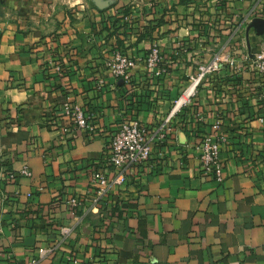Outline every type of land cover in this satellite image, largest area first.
Instances as JSON below:
<instances>
[{
	"label": "crops",
	"instance_id": "crops-1",
	"mask_svg": "<svg viewBox=\"0 0 264 264\" xmlns=\"http://www.w3.org/2000/svg\"><path fill=\"white\" fill-rule=\"evenodd\" d=\"M255 6L264 0H0V264H264V80L248 71L203 83L154 144L149 172L106 193L92 177L113 178L106 148L122 122L159 130L212 47L258 48L246 25ZM126 9L118 47L109 34ZM117 53L134 62L126 77L110 69ZM65 102L83 107L92 134ZM214 121L227 137L221 182L196 151Z\"/></svg>",
	"mask_w": 264,
	"mask_h": 264
},
{
	"label": "built area",
	"instance_id": "built-area-1",
	"mask_svg": "<svg viewBox=\"0 0 264 264\" xmlns=\"http://www.w3.org/2000/svg\"><path fill=\"white\" fill-rule=\"evenodd\" d=\"M216 2H224L225 0H215ZM258 0H256L257 2ZM250 19V20H249ZM246 25L251 24L253 19L264 21V10L255 6L251 10ZM245 22L243 23V25ZM263 40L259 43L258 48L251 50L245 39L239 41L240 45L233 48L232 45H226L222 50L213 53L210 60L197 64L194 72L188 77L187 84L180 95L174 100L172 108L156 133H148L145 128L136 120H128L122 122L109 143L107 144L108 163L114 173L110 179L105 172H96L93 174V181L100 186V192L106 193L110 187H122L128 180L143 171L149 172V162L153 152L154 144L157 141H164L168 135L169 125L171 121L183 113L186 109L195 105L200 89L203 83L220 72L225 67H232L237 71H248L256 78L264 80V34ZM160 62L159 49L154 47L147 60V66L153 68L158 66ZM134 66L131 58L117 53L110 69L116 77H126L127 72ZM163 71V70H162ZM64 115L71 118L76 127L83 131L84 134H92L94 128L89 122L87 112L82 106L71 102L63 104ZM263 122L264 120L261 119ZM227 143V137L218 121H214L210 132L204 134L196 141V151L199 155V166L202 172L213 177L216 181L223 180L224 165L220 161V154L223 146ZM26 177H31L32 173L28 169L20 172ZM10 181L15 180L16 174L7 172ZM69 206L76 210L82 205L77 198H71L68 201ZM0 227V232H2ZM71 229L63 228L61 235L66 237L70 234ZM56 250V246L44 250L41 256H47ZM33 263H36L35 261Z\"/></svg>",
	"mask_w": 264,
	"mask_h": 264
},
{
	"label": "trees",
	"instance_id": "trees-1",
	"mask_svg": "<svg viewBox=\"0 0 264 264\" xmlns=\"http://www.w3.org/2000/svg\"><path fill=\"white\" fill-rule=\"evenodd\" d=\"M122 17H119V18H117L116 17V19H114L113 20V26H114V30L112 31V32H110V34H109V36H111V37H116L117 38V40H118V43H117V45H118V47H120L121 46V43H120V41H119V35H122V32H121V34H120V28H126V24L127 23H125L124 25H122L121 24V26L120 25H118L119 23H121V21L122 20H124V18L125 17H127V16H130V13H129V11L126 9V10H123V12H122ZM104 23V22H103ZM123 33H125V32H123ZM141 38H139V40H140ZM122 53H124L123 51H121ZM124 55H125V53H124Z\"/></svg>",
	"mask_w": 264,
	"mask_h": 264
},
{
	"label": "water",
	"instance_id": "water-1",
	"mask_svg": "<svg viewBox=\"0 0 264 264\" xmlns=\"http://www.w3.org/2000/svg\"><path fill=\"white\" fill-rule=\"evenodd\" d=\"M250 29H254L258 36H261L264 34V21H261L259 19L254 20L248 27V31Z\"/></svg>",
	"mask_w": 264,
	"mask_h": 264
},
{
	"label": "rangeland",
	"instance_id": "rangeland-1",
	"mask_svg": "<svg viewBox=\"0 0 264 264\" xmlns=\"http://www.w3.org/2000/svg\"><path fill=\"white\" fill-rule=\"evenodd\" d=\"M84 1V0H82ZM208 4H210L208 1H203V3H201L200 5H197L199 8H207ZM213 3H211L212 6ZM211 49H215V51L217 50V47H212ZM127 55V53H126ZM115 57V56H114Z\"/></svg>",
	"mask_w": 264,
	"mask_h": 264
}]
</instances>
